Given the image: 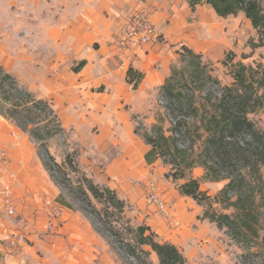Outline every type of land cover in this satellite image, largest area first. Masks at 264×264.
Instances as JSON below:
<instances>
[{"label":"rangeland","instance_id":"rangeland-1","mask_svg":"<svg viewBox=\"0 0 264 264\" xmlns=\"http://www.w3.org/2000/svg\"><path fill=\"white\" fill-rule=\"evenodd\" d=\"M155 1L163 5L162 10L166 8L167 0ZM171 3L177 12L186 8L185 0H172ZM199 7H203L201 11L210 10L207 6ZM63 8V0H0V66L37 100L46 101L52 106L64 134L46 139L47 151L54 158L55 165L62 164L66 154L75 153L79 172L76 174L65 169L64 175L47 173L39 159V155L44 157V152L38 149V141L0 117V223L1 219L4 221L5 214L23 226L21 241L16 244L19 253H22L20 264H139V261L127 256L114 236L102 225L108 221L123 233L124 242L132 240L131 235L125 232L126 228L148 227L155 241L174 245L187 264H264V243H260V239L250 249L237 245L225 230H219L203 217L208 209L206 204L198 205L179 193L185 180L195 179L200 191L210 199L209 210L228 215L232 210L219 203L220 192L227 179H207L204 168L196 165L191 171H184L185 179L177 180L178 175H173L175 180L166 178L167 174L170 176L174 172L165 161L158 160L151 166L144 163L143 153L149 148L142 140L143 133L158 123L169 135V124L163 116V103L159 100L160 88L149 94L133 92L125 83V70L121 69L122 63L117 60H111L108 63L110 66H106V78L97 80L94 85H87L84 90L76 86L78 79L73 70L79 62L70 59L62 44V35L69 24ZM146 16L147 13L144 15L147 19ZM211 23L223 30L227 44L221 57L199 54L206 74L216 83L208 81L203 86L186 83L197 94L195 104L202 101L204 94L220 95L223 87L230 86L231 69L236 64L251 68L260 65L264 68V48L252 49L248 44V41L256 42L257 36L242 14L215 19ZM152 40L158 38L154 35L149 43ZM118 43L116 38L114 49ZM92 48L93 52H98L100 45L94 44ZM179 49L175 50L176 56L168 64V76L172 68H181L176 54ZM227 52L233 54L230 61L224 60ZM98 54L101 58L106 57L105 53ZM148 66L149 71L161 68L160 63H150ZM184 75L188 78L189 71H185ZM248 119L254 129L264 136V110L249 115ZM191 124L194 133L190 138L194 142L198 137L197 132H200V121L194 120ZM134 129L137 135L132 134ZM109 131L114 132V140L109 141ZM128 131L132 134L130 141L125 136ZM130 146L135 150L128 152ZM140 146L143 148L141 153L136 150ZM117 158H123L126 164L131 163L128 181L118 182L106 177V166ZM23 160L26 162L22 168L20 163ZM35 168L37 172L28 180L24 169ZM81 175L98 187L115 191L118 199L125 204L121 221L116 217L106 219L103 204L95 202L86 191H78ZM150 185L162 202L166 216L160 214L157 207L147 204ZM4 190L11 197L15 215H7L5 211ZM258 192L255 202L262 214L259 225L261 238L264 237V187ZM84 194L91 206L85 203ZM41 195L44 201L49 200L51 207L55 198L62 195L73 210L56 206L65 214L78 215L90 227L98 242L93 258L85 257L81 251L72 250L57 240L61 234L52 233L48 221L36 217L33 212L37 204L32 198ZM29 212L35 217L26 226L30 219ZM143 250L147 253L140 255L142 264H157L156 256L146 247Z\"/></svg>","mask_w":264,"mask_h":264},{"label":"trees","instance_id":"trees-1","mask_svg":"<svg viewBox=\"0 0 264 264\" xmlns=\"http://www.w3.org/2000/svg\"><path fill=\"white\" fill-rule=\"evenodd\" d=\"M185 3L191 13L199 6H207L216 17L222 19L242 14L257 36L256 42L248 41V44L252 49L264 48V0H185ZM176 54L181 68H172L159 89V100L163 103L162 111L169 124V135L158 123L143 133L142 140L149 148L143 155L144 163L151 166L158 160L165 161L174 172L170 176L167 174L166 178L175 179L173 175L177 174V180L185 179L184 171H191L199 165L204 168L207 179H227V184L220 192L219 203L232 210L228 215L209 210L210 199L200 191L195 179L185 180L179 193L198 205L206 204L208 209L203 217L219 230H225L237 245L250 249L259 239L260 243H264V237L260 238L259 235L262 214L255 202L256 193L264 187V136L254 129L248 119L249 115L264 110V68L260 65L251 68L236 64L231 69L230 86L223 87L220 95L204 94L203 102L195 104L197 94L186 83L203 86L208 81H216L206 74L199 54L184 46ZM232 56L227 52L224 60L230 61ZM85 65V61L79 62L73 73L77 74ZM185 71H189L188 78L184 75ZM143 79L144 75L131 66L125 72V83L132 91L138 89ZM0 117L38 141V149L44 152V157L39 155V159L47 173L64 175L63 171L69 169L79 174L75 153L66 154L62 164L55 165L54 158L47 151L45 140L64 134L52 106L46 101L37 100L2 66ZM194 120L200 121V132H197V140L191 142L190 136L194 131L190 125H193L191 123ZM133 133L137 135V130L134 129ZM79 186L80 193L86 191L95 202L103 204L106 219L116 217L121 221L125 204L118 199L115 191L98 187L83 175ZM83 197L85 203L91 206L87 195ZM54 201L61 208L73 210L62 195H58ZM102 225L114 236L127 256L139 261V264H142L140 255L145 256L147 253L144 247L156 256L157 264H187L174 245L155 241L148 227L126 228L125 232L131 235L132 240L124 242L123 233L115 229L111 222H103Z\"/></svg>","mask_w":264,"mask_h":264},{"label":"crops","instance_id":"crops-1","mask_svg":"<svg viewBox=\"0 0 264 264\" xmlns=\"http://www.w3.org/2000/svg\"><path fill=\"white\" fill-rule=\"evenodd\" d=\"M171 2L172 0L165 2L166 8L163 11V5L155 0H63V12L69 24L62 35V44L66 47L70 59L86 62L76 74L78 79L76 86L84 90L87 85L106 78V68L110 66L108 63L117 60L121 61V66H124V78L130 66L144 75L138 89L133 92L149 94L164 83L169 74L168 64L174 60L177 48L184 46L195 54L208 55L212 58L221 57L227 40L224 39L223 30L215 28V24L211 23L220 18L216 17L211 9L201 11L203 7H198L194 14L190 13L187 5L182 11L177 12ZM146 13L158 40H152L151 43L137 50L124 48L120 43V36L136 23L137 16H144ZM186 13L188 16H185ZM116 38L119 45L116 44L114 49ZM52 41L56 42V40ZM94 44H99L103 52L100 50L93 52ZM98 53H105L106 57L101 58ZM150 63H160L161 68L158 71H149ZM109 133L110 140H108H114L115 137L112 135L114 132L109 131ZM132 134L129 131L125 133L129 141ZM142 149L140 146L136 150L141 153ZM134 150V147L130 146L128 152ZM147 151L148 149L143 155ZM25 162L23 160L20 163L22 168ZM130 165L131 163L126 164L123 158H117L106 166V177L117 179L118 182L128 181L131 175ZM24 172H27L29 180L33 178L37 169L28 171L24 169ZM26 195L25 199L28 198V194ZM32 199L37 204L33 212L36 217L46 219L52 233L61 234L57 240L62 241L72 250L81 251L85 257H94L98 242L90 227L78 215L63 213L56 203L51 207L49 200L44 201L42 195ZM33 213L29 212L30 219L26 226L35 217ZM3 219L4 221L1 219L0 223V264H20L22 253H19L14 240L16 236L22 235L23 226L16 224L5 214Z\"/></svg>","mask_w":264,"mask_h":264},{"label":"built area","instance_id":"built-area-1","mask_svg":"<svg viewBox=\"0 0 264 264\" xmlns=\"http://www.w3.org/2000/svg\"><path fill=\"white\" fill-rule=\"evenodd\" d=\"M153 31V25L148 19L144 18V16H137L136 23L120 36V43L128 50L140 49L149 43L150 39L154 36ZM121 69H124V67L121 66ZM2 196L4 197L3 202L7 215H14L15 212L13 202L6 190H4ZM146 201L148 205H152L155 208L157 207L158 212H160L163 216H166V210L164 209L162 202L157 197L152 185L148 188ZM20 241L21 236H16L14 243L17 244Z\"/></svg>","mask_w":264,"mask_h":264}]
</instances>
